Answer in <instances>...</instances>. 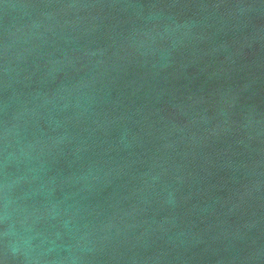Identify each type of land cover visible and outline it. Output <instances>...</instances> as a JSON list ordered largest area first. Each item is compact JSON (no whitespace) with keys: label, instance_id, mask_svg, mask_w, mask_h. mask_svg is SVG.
Listing matches in <instances>:
<instances>
[{"label":"water","instance_id":"1","mask_svg":"<svg viewBox=\"0 0 264 264\" xmlns=\"http://www.w3.org/2000/svg\"><path fill=\"white\" fill-rule=\"evenodd\" d=\"M0 264H264V0H0Z\"/></svg>","mask_w":264,"mask_h":264}]
</instances>
